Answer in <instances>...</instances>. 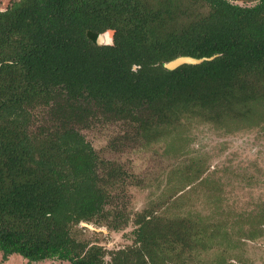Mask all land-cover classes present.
<instances>
[{"label":"trees","instance_id":"1","mask_svg":"<svg viewBox=\"0 0 264 264\" xmlns=\"http://www.w3.org/2000/svg\"><path fill=\"white\" fill-rule=\"evenodd\" d=\"M237 1L248 0H12L0 11L4 260L168 264L178 246L200 244L191 219L162 222L147 209L132 220L115 205L124 169L81 131L121 122L131 142L149 144L192 120L263 118L264 0ZM108 31L112 44L99 46ZM183 56L216 57L162 66ZM129 144L120 137L107 148L120 154ZM186 168L201 177L202 167ZM132 221V244L115 251L83 239L79 228L120 231Z\"/></svg>","mask_w":264,"mask_h":264},{"label":"rangeland","instance_id":"2","mask_svg":"<svg viewBox=\"0 0 264 264\" xmlns=\"http://www.w3.org/2000/svg\"><path fill=\"white\" fill-rule=\"evenodd\" d=\"M11 1L0 0V11ZM81 132L102 159L111 158L124 169L125 183L112 194L119 197L114 204L132 220L149 209L162 222L195 223L200 244L190 250L178 246L166 256L168 264H264V117L218 125L192 120L149 144L131 142L132 132L121 122L95 123ZM120 137L130 144L110 155L109 142ZM195 166L202 167V175L190 178L186 167ZM87 225L91 227L80 225L81 237L109 251L131 245L136 228L133 221L120 231ZM0 264L28 262L19 255L4 260L0 252ZM39 264L71 263L54 259Z\"/></svg>","mask_w":264,"mask_h":264},{"label":"water","instance_id":"3","mask_svg":"<svg viewBox=\"0 0 264 264\" xmlns=\"http://www.w3.org/2000/svg\"><path fill=\"white\" fill-rule=\"evenodd\" d=\"M112 38H113V36H112L111 32L108 31V32H105L103 34L98 35L96 43L99 46L111 45L112 44ZM215 57L216 56H214L212 58L196 59V58L189 57V56H183V57L176 58V59H174V60H172L170 62L163 63L162 66L166 70L173 71V70H176L177 68H179L182 65H185V64L198 65V64H201L205 60H212ZM83 224H84V222L81 223V226ZM82 227H91V226H89V225H87V223H85V226L83 225Z\"/></svg>","mask_w":264,"mask_h":264}]
</instances>
